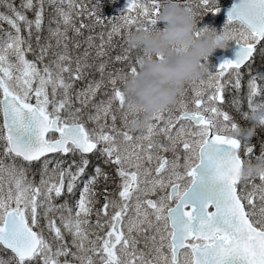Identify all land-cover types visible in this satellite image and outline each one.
Masks as SVG:
<instances>
[{
	"label": "snow or ice",
	"instance_id": "obj_1",
	"mask_svg": "<svg viewBox=\"0 0 264 264\" xmlns=\"http://www.w3.org/2000/svg\"><path fill=\"white\" fill-rule=\"evenodd\" d=\"M99 5L0 0V264H264V171L241 179V153L255 146L231 134L240 126L221 107L229 88L241 91V69L264 59V0L232 4L221 33L235 59L187 81L139 134L118 84L140 56L123 48L114 59L129 71H109L110 50L133 27L152 29L160 0H128L95 33ZM185 5L219 11L217 0ZM85 14L92 23L77 26ZM248 75L247 107L264 109V76Z\"/></svg>",
	"mask_w": 264,
	"mask_h": 264
},
{
	"label": "clouds",
	"instance_id": "obj_2",
	"mask_svg": "<svg viewBox=\"0 0 264 264\" xmlns=\"http://www.w3.org/2000/svg\"><path fill=\"white\" fill-rule=\"evenodd\" d=\"M156 20L163 23L162 29L130 30L125 37L130 47L142 53L136 73L125 75L122 81L126 101L135 105L128 127L136 131L143 129L154 113L174 104L187 81L205 76L208 66L201 61L229 42L215 29L197 30V16L182 0H160ZM247 119L250 127H238L231 134L250 141L264 120V109L250 111ZM261 171L264 155L245 162L239 175L247 179Z\"/></svg>",
	"mask_w": 264,
	"mask_h": 264
},
{
	"label": "trees",
	"instance_id": "obj_3",
	"mask_svg": "<svg viewBox=\"0 0 264 264\" xmlns=\"http://www.w3.org/2000/svg\"><path fill=\"white\" fill-rule=\"evenodd\" d=\"M13 2L15 3L16 7L19 8L20 0H13ZM81 3H83L86 8H89V7L92 6V4L95 3V0H91V4L89 3V0H81ZM107 3H108V0H100V5H99V7H100V15L102 17L104 16V18H105V26H99L98 25L95 28V32L96 33L97 32H101V31H106V25H107V21H108L107 18L110 15L108 13V5H107ZM0 11L6 12L7 9L2 7V6H0ZM78 11H79V9H78ZM27 15L30 16L31 13L28 12ZM74 18H75V22H76L77 26H79L80 23H85V24L92 23V21L88 19V15L87 14H85L82 18L79 17V16H76ZM47 21H48V12L46 11L45 12V26H47ZM83 31L86 32V33L89 32L88 29H84ZM44 35H47V33L45 32ZM112 49L114 50L115 48L112 47ZM110 57H111V62H113L115 59L113 58L111 53H110ZM110 63H109V65H110ZM253 139L256 140V147H258V149H259V145H261V142H264V130L260 126L256 127V133L253 136Z\"/></svg>",
	"mask_w": 264,
	"mask_h": 264
},
{
	"label": "flooded vegetation",
	"instance_id": "obj_4",
	"mask_svg": "<svg viewBox=\"0 0 264 264\" xmlns=\"http://www.w3.org/2000/svg\"><path fill=\"white\" fill-rule=\"evenodd\" d=\"M209 14L211 15L212 13L211 12H209ZM115 49V51L111 48V52H113V58H115V56L116 55H119V54H122V52L123 51H121V52H118L117 50L119 49V48H127V47H129V45H127V46H124V47H120V46H113ZM130 55V58H131V62L132 63H135V60L139 57V56H141L142 55V53L138 50V49H133L132 51H131V53L129 54ZM211 56H208L207 57V60L205 61H203V63H207V66H209L210 65V63H211ZM117 69H122L123 70V73H127L128 71H129V66H128V62H125V61H121V62H117V61H113V62H111L110 63V65L108 66V70L109 71H115V70H117ZM98 78V77H97ZM78 87H79V85H78ZM118 87H121L122 88V83H120V84H118ZM185 87H187V86H185ZM100 97H98V99H99ZM221 107H222V110H224V111H227L226 110V108L225 107H223L222 105H221ZM119 115V114H118ZM118 123H119V121H118ZM243 128H244V125H243ZM140 131V130H139ZM139 131H136V134H139ZM241 155H242V158H245V157H243V153H241ZM91 159H92V161H93V163H98V161H96V159H95V157H91ZM107 171H109V172H111L112 170L111 169H106ZM88 173H91L92 172V167L90 166L89 168H88ZM87 177H85V179H86ZM76 195H77V198H78V196H79V194H77L76 193ZM93 219H95V216H93Z\"/></svg>",
	"mask_w": 264,
	"mask_h": 264
},
{
	"label": "rangeland",
	"instance_id": "obj_5",
	"mask_svg": "<svg viewBox=\"0 0 264 264\" xmlns=\"http://www.w3.org/2000/svg\"><path fill=\"white\" fill-rule=\"evenodd\" d=\"M113 1V6H114V12H113V15L114 16H120L121 15V12L126 8L127 6V0H112ZM5 24V26H3L2 28L7 31L8 29H5V28H9V26L6 24V23H3ZM213 23L209 24L207 22H204V24L201 26V28H204V27H207V28H210V26L212 25ZM197 30L201 29V28H198L196 27ZM216 30V29H215ZM217 31V30H216ZM219 33V32H218ZM116 41H120L122 43L120 44H123L124 42V39L122 40V38L120 36H118V38H116L113 42H116ZM234 44V42L232 41H229L227 42L225 48H228L230 45L232 46ZM256 155V153H255ZM260 155V153L257 155V157ZM36 179L38 180L39 177H36ZM257 182L256 181H253L254 183H260L258 177H257ZM58 203V201H57Z\"/></svg>",
	"mask_w": 264,
	"mask_h": 264
},
{
	"label": "water",
	"instance_id": "obj_6",
	"mask_svg": "<svg viewBox=\"0 0 264 264\" xmlns=\"http://www.w3.org/2000/svg\"><path fill=\"white\" fill-rule=\"evenodd\" d=\"M236 2H237V0H236ZM236 2H235V3H236ZM227 11H228V10H227ZM227 11H226V13H227ZM238 50H239V46L236 45L234 51H232L231 53H229V54H227L226 56H224V58H225V59H229V60H234L235 57H236V53L238 52Z\"/></svg>",
	"mask_w": 264,
	"mask_h": 264
},
{
	"label": "bare ground",
	"instance_id": "obj_7",
	"mask_svg": "<svg viewBox=\"0 0 264 264\" xmlns=\"http://www.w3.org/2000/svg\"><path fill=\"white\" fill-rule=\"evenodd\" d=\"M115 51V50H114ZM110 53L112 54V56H113V52H111L110 51ZM251 125H250V122H248V123H246V124H244V128H247V127H250ZM255 133H256V129H255ZM253 138V137H252ZM257 149H258V147H257ZM258 150H260V145H259V149Z\"/></svg>",
	"mask_w": 264,
	"mask_h": 264
}]
</instances>
